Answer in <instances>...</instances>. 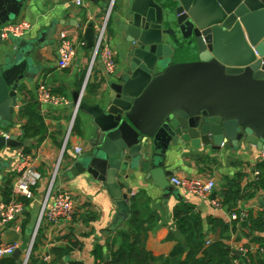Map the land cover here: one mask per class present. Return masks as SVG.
<instances>
[{
	"label": "water",
	"instance_id": "water-1",
	"mask_svg": "<svg viewBox=\"0 0 264 264\" xmlns=\"http://www.w3.org/2000/svg\"><path fill=\"white\" fill-rule=\"evenodd\" d=\"M27 1L0 0V48L1 28L21 18ZM121 11L116 24L126 44V70L95 106L75 96V104L94 118L97 133L70 173L103 184L118 219H128L129 178L145 172L167 190L170 174L163 160L171 149L189 145L220 153L243 144L264 151V0H127ZM86 31L87 45L94 48L93 24ZM53 34L52 27L37 41H16L0 62V131L14 121L22 84L41 74L34 54ZM182 54L197 60L176 63ZM23 146L17 136L0 135V185L11 168L1 153ZM19 239L9 232L6 243ZM21 255L18 247L12 257L19 261Z\"/></svg>",
	"mask_w": 264,
	"mask_h": 264
},
{
	"label": "crops",
	"instance_id": "crops-1",
	"mask_svg": "<svg viewBox=\"0 0 264 264\" xmlns=\"http://www.w3.org/2000/svg\"><path fill=\"white\" fill-rule=\"evenodd\" d=\"M77 1L80 0H28L20 18L33 25L31 34L24 39L27 41L26 43L37 41L44 34L47 36L48 30L52 27L54 32L48 44L34 54L36 63L42 67L41 74L32 83L22 84L19 89L21 103L26 98L28 101L33 100L37 103V109H39L46 128L45 139L38 147H32L31 152L27 153L34 156L35 166H37L41 179L34 190L35 198L29 203L30 206L19 220L21 231L22 223L27 221L28 224L25 237L19 233L18 245L22 250L19 261L23 264L32 253L34 247L32 240L38 225L42 202L70 131L76 111L75 96L83 95L81 103L95 106L107 95L112 81L125 73L126 70V44L124 38L119 35L116 22L127 0H82V6H78ZM110 9L112 13L106 22ZM90 24H93L96 40L99 30L106 24L107 38L117 59L118 71L114 76L108 75L99 63L93 66L91 72L94 48H89L85 39L86 30ZM64 34L74 41L77 55L73 64L63 71L58 69L57 61L58 46ZM82 43H85L86 46L82 47ZM16 47V41L2 43L0 62L4 61L6 53L14 51ZM196 60V55L182 54L176 58L175 62ZM40 85H45L52 89L54 94L63 96L69 104L54 106L39 103L37 88ZM19 108L14 115L15 125L9 128L7 133L11 137L17 136L20 140L22 124L19 120ZM75 122L78 130L73 126L74 130L67 145L57 185L74 196L77 206L76 214L70 221L64 220L57 224L43 222L38 232L37 248L34 254L44 261L48 257L52 262L56 256L53 252L54 249H66L71 246L72 242H78L81 244L80 248L60 259H65V264H96L99 260H96L94 251L98 246L103 249L104 263L111 264L113 253L124 249L122 234L129 233L131 230L128 223L129 217L128 219H118V209L110 193L91 175L70 173L71 167L77 159L89 151L90 143L97 133L94 118L89 112L79 108L74 124ZM28 145V143H24L22 148L6 150L1 153L3 160L11 163V168L3 172V183L9 179L13 187L17 177L13 167L14 158L19 149ZM76 147L83 149L80 155L76 153ZM262 154V151L254 147L246 149L243 144L236 151L226 146L220 153L195 151L189 145L173 148L163 160L164 171L170 174L167 177L170 182V187L167 190L159 187L155 179L149 177L147 173L134 172V175L128 180L133 189L128 200L131 205V199L142 194L139 201L144 205L141 208L143 229L145 230L144 247L156 259L153 264H165L164 261L169 259L178 245L184 246L188 251L187 239L180 232L179 222L174 216L176 209L184 211L186 205L190 207L191 219H196L201 226L206 246L223 242L235 256L231 260V264H245V254L247 253L252 256H262L264 259L261 245L257 241L264 238V232H254L251 235L243 230L242 221L239 222L240 218L233 217L237 216V212L241 215L245 211L253 218L259 217L260 214L264 215V207L260 205V197H264V193L249 201L240 202L230 211L227 206L216 208L207 199L191 196L171 182L173 178L203 181L212 179L216 183L214 197L222 200L227 185L237 175L243 176V186L256 180L255 167L264 159ZM0 198H2L1 193ZM91 217L94 219L90 221ZM6 240L7 236L0 235V245L6 243ZM201 256L202 253L198 255V257Z\"/></svg>",
	"mask_w": 264,
	"mask_h": 264
},
{
	"label": "built area",
	"instance_id": "built-area-1",
	"mask_svg": "<svg viewBox=\"0 0 264 264\" xmlns=\"http://www.w3.org/2000/svg\"><path fill=\"white\" fill-rule=\"evenodd\" d=\"M78 6L83 5V1H77ZM112 11L107 17L106 22L109 20ZM107 24V23H106ZM105 26L99 30L97 35L96 44L94 47V55L91 66L92 68L96 63H99L102 69L110 75H116L117 68V59L114 49L112 48L108 38L107 31ZM33 29V25L30 22L24 20H16L10 22L9 24L1 28V44L10 43L11 41H20L27 38ZM82 47H85L86 44L82 43ZM59 57L57 61V67L59 70H67L74 62L77 51L75 43L67 35H62L59 46ZM37 99L39 103L54 105V106H66L68 101L66 98L60 95L53 93L52 89L48 88L45 85H40L37 88ZM83 95L80 97V102ZM76 111L73 117V121L70 126L69 134L64 142V148L60 157L57 167L55 168L51 180L49 182V188L47 194L42 202L40 215L38 217V225L35 229L32 246H34V240L39 232L40 227L43 222L57 224L61 221H70L76 214V203L72 193L68 192L62 187L57 185L58 177L62 170L63 158L65 156L67 145L70 139V136L74 130V121L79 110L78 105H76ZM0 135H4L7 139L11 136L5 132L0 131ZM76 153L81 154L83 149L76 147ZM264 158V151H262ZM14 172L17 174L16 179L14 180L13 190L11 197L8 201L0 198V235L6 237L9 232L21 233V224L19 220L21 216L26 211L25 201H33L35 198V187L38 181L41 179V175L37 171V166H35V159L33 155L27 154L23 149H19L18 154L14 158ZM259 173L256 171L254 176L257 178ZM174 186L179 189L184 190L191 196L201 198L203 200H209L216 208H221V200L214 197V192L216 190V183L212 179H206L205 181L200 179H176L171 180ZM249 216L248 212H244L240 217L234 215L236 219H241L242 222L247 219ZM19 247L18 244L8 245L3 243L0 245V259L5 257H12L15 253V250ZM32 249V248H31ZM262 255L264 256V250H262ZM29 257V256H28ZM29 260V258H28ZM28 260L25 264H28ZM50 258H46L45 261H49ZM96 264H105L102 261H98Z\"/></svg>",
	"mask_w": 264,
	"mask_h": 264
},
{
	"label": "trees",
	"instance_id": "trees-1",
	"mask_svg": "<svg viewBox=\"0 0 264 264\" xmlns=\"http://www.w3.org/2000/svg\"><path fill=\"white\" fill-rule=\"evenodd\" d=\"M22 90V89H21ZM23 92V90H22ZM27 99V98H26ZM24 99L20 105L19 120L21 122L22 133L19 136L20 141L28 143L23 149L26 153L31 152L32 147H38L46 137V128L44 127L43 119L37 109V103L33 100L28 101ZM15 125V122L10 124L9 128ZM76 130V122L74 124ZM8 129H4L8 132ZM259 173L256 180L250 182L248 185L243 186V176L237 175L235 179L229 182L227 189L222 195V206L229 207L232 211L240 202L249 201L259 194L264 193V159L259 162L256 167ZM0 193L2 198L8 201L11 197L13 187L11 181L8 179L6 182L1 183ZM142 194H139L131 199V212L129 215L128 223L131 228L129 233L122 234L124 240V249L113 253L111 264H153L156 259L152 254L148 253L144 247L145 230L143 229V221L141 216V208L144 206L139 201ZM30 201H25L26 209L30 206ZM190 207L186 205L184 211L176 209L175 219L179 222L180 232L187 239V248L178 245L169 256V259L164 261L165 264H231V260L235 258L230 249L223 242L212 243L206 246V241L202 235L200 224L196 219H191ZM237 212V211H236ZM240 217L239 212L236 213ZM94 218L91 217L90 221ZM241 219L239 222L241 223ZM27 221L22 223L21 234L23 237L26 235ZM243 230L249 232L251 235L254 232H264V215L260 214L259 217L253 218L249 214L248 218L242 222ZM32 253L29 257L28 264H57L59 260L71 254L75 249L80 248V243L72 242L71 246L66 249H54L56 256L52 262H46L37 257L34 253L37 248V239ZM262 250H264V238L257 240ZM202 253L201 257L198 255ZM96 260L104 262L103 249L98 246L94 251ZM245 264H264V259L261 256H252L250 253L245 254ZM0 264H23V262L15 261L12 257H5L0 259Z\"/></svg>",
	"mask_w": 264,
	"mask_h": 264
},
{
	"label": "rangeland",
	"instance_id": "rangeland-1",
	"mask_svg": "<svg viewBox=\"0 0 264 264\" xmlns=\"http://www.w3.org/2000/svg\"><path fill=\"white\" fill-rule=\"evenodd\" d=\"M3 161H4V160H3ZM4 162H5V161H4ZM5 170H6V169H5ZM5 170H4V171H5Z\"/></svg>",
	"mask_w": 264,
	"mask_h": 264
}]
</instances>
